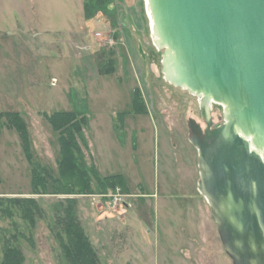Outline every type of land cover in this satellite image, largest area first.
Wrapping results in <instances>:
<instances>
[{
  "label": "rangeland",
  "instance_id": "rangeland-1",
  "mask_svg": "<svg viewBox=\"0 0 264 264\" xmlns=\"http://www.w3.org/2000/svg\"><path fill=\"white\" fill-rule=\"evenodd\" d=\"M96 4L104 13L87 18L85 5L89 12ZM97 32L117 44L96 39ZM138 49L142 62L132 68ZM162 53L145 0H0V113L22 117L32 156L28 161L13 130L0 131V198L34 197L42 211L34 226L0 214V259L10 245L21 249L23 264H64L52 206L66 196L32 195L31 169L39 164L59 178V135L45 115L74 109L89 121L80 135L86 165L101 177L121 175L126 185L74 196L99 264H232L205 198L204 212L198 200L190 214L182 209L180 194H200L187 123L206 125L199 99L165 82ZM133 91L148 114L133 117ZM118 112L128 118L119 120ZM223 112L211 106L213 128ZM189 239H200L203 250L189 254Z\"/></svg>",
  "mask_w": 264,
  "mask_h": 264
},
{
  "label": "water",
  "instance_id": "water-1",
  "mask_svg": "<svg viewBox=\"0 0 264 264\" xmlns=\"http://www.w3.org/2000/svg\"><path fill=\"white\" fill-rule=\"evenodd\" d=\"M147 2L165 82L199 99L206 126L190 120L189 142L222 247L232 264H264V0Z\"/></svg>",
  "mask_w": 264,
  "mask_h": 264
},
{
  "label": "trees",
  "instance_id": "trees-1",
  "mask_svg": "<svg viewBox=\"0 0 264 264\" xmlns=\"http://www.w3.org/2000/svg\"><path fill=\"white\" fill-rule=\"evenodd\" d=\"M87 7L85 5L87 18L97 11L101 13L105 11L99 9L103 6L97 4L89 12ZM133 107L136 113H145V107L141 103L139 94L134 95ZM45 117L59 135L60 160L57 162L59 178H54L49 169L41 167L39 164L33 165L31 194L66 196L65 199L52 206V230L58 238L64 264H99L95 249L78 217L77 202L74 196L93 195L94 190H101L103 187L106 189L111 184L115 186L117 182L118 185L122 184L126 188L125 180L121 175L101 177L93 165H86L80 142L83 140L81 139L83 131L88 126V118L84 116L83 110L57 111L49 116L45 115ZM122 118L123 116H121V120ZM2 119L6 122L4 125L0 122V131L3 129L13 130L19 138L20 146L23 148L27 160L31 161L27 131L22 117L14 112H1L0 121ZM84 144L86 146V143ZM48 184L50 187L47 188ZM0 214L7 218L18 215L21 220L34 226L37 218H41L42 211L34 197H13L0 198ZM23 263L24 255L18 246L7 245L4 247L0 264Z\"/></svg>",
  "mask_w": 264,
  "mask_h": 264
},
{
  "label": "crops",
  "instance_id": "crops-1",
  "mask_svg": "<svg viewBox=\"0 0 264 264\" xmlns=\"http://www.w3.org/2000/svg\"><path fill=\"white\" fill-rule=\"evenodd\" d=\"M102 14V13H101ZM123 32L121 31V34H122ZM126 39V38H125ZM62 41V40H61ZM126 41H127V39H126ZM63 42V41H62ZM65 43L67 44L68 43V46H69V44H70V40H68V41H65ZM65 43H63V44H65ZM117 44V43H116ZM120 44V43H119ZM129 49V48H128ZM69 50H70V47H69ZM141 49H138V54H136V56H135V60L133 59V61H132V64H131V67L133 68V65L135 64L134 62L136 61V64L135 65H138L139 64V61H141V57H140V53H139V51H140ZM71 51V50H70ZM113 52H117V50L115 49ZM143 58V57H142ZM143 60H145L144 58H143ZM142 62V61H141ZM137 82V81H136ZM135 91V90H134ZM134 91H133V99H131V105H132V107L131 108H133L134 109V107H133V100H134ZM145 105V104H144ZM145 113L146 114H148L147 113V110L145 111ZM144 113V114H145ZM118 114H119V120L121 119V116H123V118L125 117V118H128V116L126 115V113H124V112H118ZM138 116H140V114L139 113H136V111H135V114L133 115V117L134 118H136V117H138ZM121 121H123V120H121ZM88 123H89V121H88ZM87 129H88V126H87ZM86 129V130H87ZM125 132H127V130L125 129ZM98 171V170H97ZM105 177H108V176H105ZM141 189H143V188H141ZM199 192V191H198ZM165 196V195H164ZM177 196H179V195H177ZM176 195H170V197H169V199L171 198V199H175V198H178ZM180 196H181V199L180 200H182V201H186V203H183V205H185L182 209L183 210H187V214L191 211V204H190V202H191V200H198L199 201V204H197L198 205V208L197 209H201V211H203L204 212V208L206 207V205H205V203H204V199H203V196L201 195V194H196V192H195V194H192V192L191 193H188V191L186 192V194H180ZM148 198L149 199H156V195L155 194H152V196H148ZM157 200H158V197H157ZM163 202V201H162ZM209 211V213L207 212V214L209 215V218L211 219V216H210V209H209V205H207V207H206V211ZM190 214V213H189ZM184 215V218H185V220H184V222L186 221L187 222V220H188V217H186V215L185 214H183ZM192 221V220H191ZM209 222L210 221H208V224H209ZM189 223H190V221H189ZM186 228H182L181 229V231H183L182 233H186L187 232V230H185ZM187 242H189V245H191L190 246V248L188 249V252H189V254H190V251L191 250H193V249H195V253L196 254H198V253H200L201 252V250H203L202 248H203V243L200 241V239H189V240H187ZM187 250V249H186ZM187 251H186V253H188Z\"/></svg>",
  "mask_w": 264,
  "mask_h": 264
},
{
  "label": "built area",
  "instance_id": "built-area-1",
  "mask_svg": "<svg viewBox=\"0 0 264 264\" xmlns=\"http://www.w3.org/2000/svg\"><path fill=\"white\" fill-rule=\"evenodd\" d=\"M95 37H96V39L98 38V40H100V41L104 40L103 42H106L109 46H115L116 45V41L114 38L103 36L99 32L95 33Z\"/></svg>",
  "mask_w": 264,
  "mask_h": 264
},
{
  "label": "bare ground",
  "instance_id": "bare-ground-1",
  "mask_svg": "<svg viewBox=\"0 0 264 264\" xmlns=\"http://www.w3.org/2000/svg\"><path fill=\"white\" fill-rule=\"evenodd\" d=\"M145 2H146V12H147V15L150 18V22L152 23V19H151L150 13H149V5H148L147 0H145ZM152 36H153V42L156 43L157 40H156V37L153 35V32H152Z\"/></svg>",
  "mask_w": 264,
  "mask_h": 264
}]
</instances>
